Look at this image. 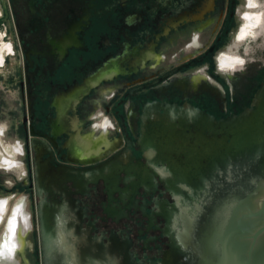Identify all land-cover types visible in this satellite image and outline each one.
Here are the masks:
<instances>
[{"label":"flooded vegetation","instance_id":"1","mask_svg":"<svg viewBox=\"0 0 264 264\" xmlns=\"http://www.w3.org/2000/svg\"><path fill=\"white\" fill-rule=\"evenodd\" d=\"M262 102L264 0H0V116L30 207L18 256L42 264L41 207L64 205L135 264L163 262L185 208L230 219L246 198L216 160ZM254 196L234 219L258 227L264 184Z\"/></svg>","mask_w":264,"mask_h":264},{"label":"water","instance_id":"2","mask_svg":"<svg viewBox=\"0 0 264 264\" xmlns=\"http://www.w3.org/2000/svg\"><path fill=\"white\" fill-rule=\"evenodd\" d=\"M234 121L228 155L216 160L227 171H217L216 180H229L233 190L244 183L249 189L246 198H241L240 192L232 194L228 203L235 208L230 219L218 212L214 216L204 212L198 215L193 206L185 208L182 230L179 227L177 233L173 232L170 250L159 264H264V216L258 227L252 221L234 219L243 202L250 209L254 195L264 184V102ZM204 174L205 171L201 172L197 180L200 186H205L203 182L208 179ZM65 210L64 205L55 209L41 207L42 264H135L123 243L113 237L105 242L102 236L92 235L80 220L67 216ZM257 213L264 214V207ZM173 229L176 230L175 225ZM254 229L257 234L252 245L257 244L260 250L242 258L240 239L245 238L246 231Z\"/></svg>","mask_w":264,"mask_h":264},{"label":"rangeland","instance_id":"3","mask_svg":"<svg viewBox=\"0 0 264 264\" xmlns=\"http://www.w3.org/2000/svg\"><path fill=\"white\" fill-rule=\"evenodd\" d=\"M16 133V127L9 125L7 120L0 116V201L7 202V208L0 222V247L2 248L6 242V231L14 216L19 213L28 217L30 210L26 185L21 180L22 169L20 166L7 169L1 162L6 159L20 164L21 157L14 150L19 148ZM23 258L27 259L28 256H18L17 264H25Z\"/></svg>","mask_w":264,"mask_h":264},{"label":"bare ground","instance_id":"4","mask_svg":"<svg viewBox=\"0 0 264 264\" xmlns=\"http://www.w3.org/2000/svg\"><path fill=\"white\" fill-rule=\"evenodd\" d=\"M15 150V149H14ZM3 165H9V167H13L15 163L10 160L4 159L2 161ZM4 203L3 202V208L4 209ZM2 212H0L1 215ZM28 220L24 215L16 214L10 223L7 231H6V242L4 244L3 250V256L0 257V261L3 259H12V256L14 255L17 248H20L22 246V238L19 237V235H25L27 228ZM22 237V236H21Z\"/></svg>","mask_w":264,"mask_h":264},{"label":"crops","instance_id":"5","mask_svg":"<svg viewBox=\"0 0 264 264\" xmlns=\"http://www.w3.org/2000/svg\"><path fill=\"white\" fill-rule=\"evenodd\" d=\"M22 257H25L24 253L22 254ZM23 260H24V258H23ZM18 261H19L18 260V250L16 249L13 259L9 260V259H6V258L5 259L2 258V260L0 261V264H10V263L17 264Z\"/></svg>","mask_w":264,"mask_h":264},{"label":"snow or ice","instance_id":"6","mask_svg":"<svg viewBox=\"0 0 264 264\" xmlns=\"http://www.w3.org/2000/svg\"><path fill=\"white\" fill-rule=\"evenodd\" d=\"M2 208H3V202H0V212H2ZM3 256V250L2 247H0V257Z\"/></svg>","mask_w":264,"mask_h":264}]
</instances>
